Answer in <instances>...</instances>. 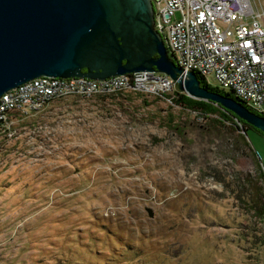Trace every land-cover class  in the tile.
Returning <instances> with one entry per match:
<instances>
[{"label":"rangeland","instance_id":"rangeland-1","mask_svg":"<svg viewBox=\"0 0 264 264\" xmlns=\"http://www.w3.org/2000/svg\"><path fill=\"white\" fill-rule=\"evenodd\" d=\"M132 92L53 100L0 138V264H264L240 130Z\"/></svg>","mask_w":264,"mask_h":264},{"label":"water","instance_id":"water-1","mask_svg":"<svg viewBox=\"0 0 264 264\" xmlns=\"http://www.w3.org/2000/svg\"><path fill=\"white\" fill-rule=\"evenodd\" d=\"M152 22L150 0H0V94L40 75L100 79L154 70L264 133V116L174 64Z\"/></svg>","mask_w":264,"mask_h":264},{"label":"built area","instance_id":"built-area-1","mask_svg":"<svg viewBox=\"0 0 264 264\" xmlns=\"http://www.w3.org/2000/svg\"><path fill=\"white\" fill-rule=\"evenodd\" d=\"M150 1L153 27L174 64L182 71L198 72L205 81L210 74L218 88L231 90L246 107L264 114V0ZM174 84L168 75L154 70L100 79L32 77L0 94V138L13 135L20 119L53 100L126 90L162 96ZM164 98L171 101L170 96Z\"/></svg>","mask_w":264,"mask_h":264},{"label":"trees","instance_id":"trees-1","mask_svg":"<svg viewBox=\"0 0 264 264\" xmlns=\"http://www.w3.org/2000/svg\"><path fill=\"white\" fill-rule=\"evenodd\" d=\"M193 72L195 73L196 77L198 78L199 83L201 85L205 86L206 88H208L209 90L217 91L219 93L231 96V97L238 100V98L235 95H233L231 90H223L221 88H218L217 86H211V85L206 83V81L202 75H200L196 71H193ZM131 91L132 90H127V92H131ZM124 92L125 91L118 92L117 94H123L124 97L129 95V93H124ZM134 93H139V92H134ZM140 94L150 95V94H146V93H140ZM111 96H112V94H111ZM167 96H170V100L173 103L179 105L183 109H187L188 111H192L196 118L198 117V119L205 120V122L207 124L211 125L212 128H218L219 126H224L225 124H227L231 127L233 126L238 131L240 130V132L238 133L240 136V143L242 144V146L244 148H246L248 153H250L252 155V157L254 158L253 160H254V164H255L256 177H257V179L261 180V182H262V184L259 185V184H256V183L251 181V184H250L251 185L250 186L251 187V191H250L251 197L248 199L249 201H247L248 205L253 208V211L255 212V214H257L258 218H260L264 213V172H263L258 160L256 159L251 147L249 146L247 140L245 139V136H244L245 133L242 132L241 129H243L246 132V130L248 128H254L263 136H264V133H262L257 128L249 125L248 123L244 122L243 120L236 118L229 111L223 109L218 104H216L210 100L193 98V97L186 95L182 90L178 89L176 83L173 85V87L171 89V93H167ZM143 102L145 103L146 101L143 99ZM250 110H252V109H250ZM256 113H258V112H256ZM258 114L264 116V114H262V113H258ZM37 118L38 117H36V114L35 115L33 114L31 117H29V119H31L30 121H33L34 119L36 120ZM172 119H173V117L165 118V120L167 122H171V124L169 125L171 128L177 129V125L174 122H172ZM27 120L25 119L26 122H28ZM236 121H238V122H236ZM239 125L241 128L238 127ZM245 179L248 182H250L248 176H246Z\"/></svg>","mask_w":264,"mask_h":264},{"label":"crops","instance_id":"crops-1","mask_svg":"<svg viewBox=\"0 0 264 264\" xmlns=\"http://www.w3.org/2000/svg\"><path fill=\"white\" fill-rule=\"evenodd\" d=\"M263 135H259L258 139L256 140L258 145L260 146V154H261V159H262V165L264 168V136ZM262 151V152H261ZM264 214V213H263ZM263 216V220L262 217L259 218V222H260V227L262 228V225L264 226V215Z\"/></svg>","mask_w":264,"mask_h":264}]
</instances>
